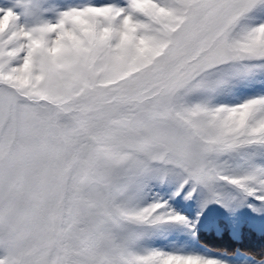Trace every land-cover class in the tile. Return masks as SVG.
Returning a JSON list of instances; mask_svg holds the SVG:
<instances>
[{
  "label": "snow or ice",
  "instance_id": "obj_1",
  "mask_svg": "<svg viewBox=\"0 0 264 264\" xmlns=\"http://www.w3.org/2000/svg\"><path fill=\"white\" fill-rule=\"evenodd\" d=\"M212 205L264 214V0H0V264H229Z\"/></svg>",
  "mask_w": 264,
  "mask_h": 264
},
{
  "label": "rangeland",
  "instance_id": "obj_2",
  "mask_svg": "<svg viewBox=\"0 0 264 264\" xmlns=\"http://www.w3.org/2000/svg\"><path fill=\"white\" fill-rule=\"evenodd\" d=\"M40 2L45 8H62L86 0H40ZM47 15L51 17L53 13L48 12ZM196 208L195 201L186 202L189 214L195 212ZM199 227L196 238L178 233L173 234L170 239L187 241L191 248L226 259L229 264H249L248 256L245 254L254 252L259 257L264 253V214H256L244 208L235 215H229L224 209L212 205Z\"/></svg>",
  "mask_w": 264,
  "mask_h": 264
},
{
  "label": "trees",
  "instance_id": "obj_3",
  "mask_svg": "<svg viewBox=\"0 0 264 264\" xmlns=\"http://www.w3.org/2000/svg\"><path fill=\"white\" fill-rule=\"evenodd\" d=\"M263 239H264V238H263ZM262 241H263V240H262ZM233 243H234V242H233ZM242 244H243V243H242ZM233 245H234V244H233ZM236 245H237V244H236ZM254 245H255V244H254ZM257 247H258V246H257ZM252 254H253V255H255V253H254V252H253ZM257 258H259V257L257 256Z\"/></svg>",
  "mask_w": 264,
  "mask_h": 264
}]
</instances>
